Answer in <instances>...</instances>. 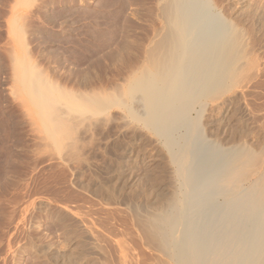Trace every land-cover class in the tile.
<instances>
[{"label":"bare ground","instance_id":"1","mask_svg":"<svg viewBox=\"0 0 264 264\" xmlns=\"http://www.w3.org/2000/svg\"><path fill=\"white\" fill-rule=\"evenodd\" d=\"M154 1V8H148L154 22L143 26L135 60L115 55L119 67H112L116 71L123 64L125 71L117 82L96 89L83 78V89L61 88L34 72L33 63L22 64L23 50L14 60L15 70L33 71H22V88L13 94L32 109L41 125L40 142L50 141L61 159L80 168L79 175L95 167L86 149L99 148L94 149L96 136L102 140L109 125L118 137L130 135L133 143L109 171L118 173V180L124 171L130 175L142 168L136 179L140 190L125 191L127 178L119 185L114 175L97 182L99 187L93 177L75 184L128 217L133 236L128 235L152 255L147 264H264V145L251 143L246 123L233 119L242 102L240 88L257 74L253 33L260 28L245 29L241 12L231 3ZM12 31L24 49L17 20ZM122 50H128L127 44ZM86 222L79 220L66 250H36L43 261L115 264L116 251L122 264H130L136 239L132 243L129 237L130 245L125 235L116 239L104 229L107 237L116 236L112 247L106 246L105 233Z\"/></svg>","mask_w":264,"mask_h":264},{"label":"rangeland","instance_id":"2","mask_svg":"<svg viewBox=\"0 0 264 264\" xmlns=\"http://www.w3.org/2000/svg\"><path fill=\"white\" fill-rule=\"evenodd\" d=\"M22 1L25 0H0V264H56L43 261L37 251L42 248L45 252L59 253L67 249V239L74 240L72 232L81 218L90 221L96 233L102 231L107 237L105 230L110 229L113 235L117 234V237L114 236L116 239L122 235L130 237L134 240L128 239L132 245L131 241L134 243L137 239L128 235L131 234L129 223L126 225L128 217L75 184L78 178L85 180L93 177L94 185L99 187L101 181H107L114 175L113 181L119 185L127 178L125 191L139 188L137 175L142 168H135L136 171L133 168L137 174L130 172V175L126 170L118 180L115 178L118 173L109 171L114 168L116 158L125 154L131 145L129 143H133L130 135H119L120 139L116 129L109 125L103 134H107L108 140H103L104 136L102 140L97 139L98 135L94 149L99 148L95 151L86 149L95 167L84 168L79 175L76 171L80 168H75L73 162L61 159L50 141L40 142L41 125L35 122L32 109L20 102L13 92L22 88V71L29 73L33 70L67 90L83 89L81 84L84 79L96 89L113 83L112 79L115 81L120 73L123 75L125 72L123 64L120 68L116 67L118 72L115 71V66L119 67L114 63L115 55L125 57L129 54L131 61L135 60L144 37L142 28L154 22L155 15L150 10L154 8L155 1L31 0L29 5ZM218 2L234 5L236 11L241 12L242 23L248 31L260 28L253 33L257 74L246 88H240L242 102H237L233 119L239 118L246 123V130L249 131L247 138L251 143L264 145V0ZM14 20L22 25L24 49L12 31ZM124 44L128 46L126 52L122 50ZM23 50L26 58L22 64L33 63V70H15L14 60L23 54ZM127 62L124 64L127 65ZM109 148L110 151H107ZM90 170L97 172L93 174ZM77 214H80L78 220ZM113 235L108 234L104 243L106 246L109 242L108 245L112 247ZM108 238L111 240L108 241ZM137 242L130 251V256L134 254L135 257H130V264L151 262V253ZM133 246L136 248L133 249ZM113 252L110 250V254ZM115 252L113 254L118 256ZM115 255L113 257L111 254L112 263L116 261L115 264H120L119 256Z\"/></svg>","mask_w":264,"mask_h":264}]
</instances>
